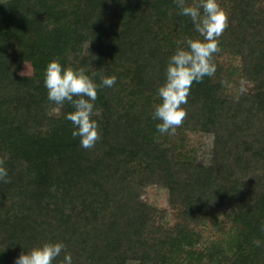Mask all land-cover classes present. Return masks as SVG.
Masks as SVG:
<instances>
[{"label": "trees", "instance_id": "16d2710c", "mask_svg": "<svg viewBox=\"0 0 264 264\" xmlns=\"http://www.w3.org/2000/svg\"><path fill=\"white\" fill-rule=\"evenodd\" d=\"M219 3L216 72L160 134L151 113L168 58L199 36L174 0H0V264L45 241H63L73 264H264V75L253 72L262 59L264 72V0ZM53 58L117 76L97 89L93 148L71 135L72 105L47 99ZM200 133L212 136L205 162L189 138ZM150 185L166 190L172 222L143 199Z\"/></svg>", "mask_w": 264, "mask_h": 264}, {"label": "clouds", "instance_id": "9594fccd", "mask_svg": "<svg viewBox=\"0 0 264 264\" xmlns=\"http://www.w3.org/2000/svg\"><path fill=\"white\" fill-rule=\"evenodd\" d=\"M174 2L180 14L190 18L199 36H186L168 58L165 78L156 90L160 102L154 105L151 113L160 134H174L182 124L186 116L182 105L188 102L193 82H201L205 76L215 74L216 65L212 58L219 51V37L228 20L219 0H196L194 4L187 3V0ZM97 75L99 83L94 79ZM43 76L47 99L57 105L65 101L72 105L73 110L66 112L64 117L73 125L71 135L79 137L82 148H93L100 138L98 121L92 118L97 89L113 87L117 76L95 72L89 75L83 68L62 65L58 58L47 63ZM7 180L8 170L0 162V181ZM261 228L264 230V225ZM62 252L59 264H73V257L63 241H45L34 245L22 251L13 264H54Z\"/></svg>", "mask_w": 264, "mask_h": 264}, {"label": "rangeland", "instance_id": "374dc122", "mask_svg": "<svg viewBox=\"0 0 264 264\" xmlns=\"http://www.w3.org/2000/svg\"><path fill=\"white\" fill-rule=\"evenodd\" d=\"M196 2V1H195ZM263 60V59H262ZM262 60L258 61L254 66L253 72L256 74H263V69L261 68ZM234 64L238 63V61L235 59L233 60ZM15 70L19 73H31V66L28 63H24L21 61H18L15 63ZM252 86H256V82H244L243 87L245 88H252ZM190 143L195 149L196 158L200 162H205L208 160L210 155V148L212 143V136L210 134H190ZM166 190L162 187H158L155 185H150L146 188L143 194V199L158 207L161 211L165 213L166 219L169 220V222H172L173 220V211L169 209L167 200H166ZM204 234L207 235L206 231ZM128 264H134V263H128Z\"/></svg>", "mask_w": 264, "mask_h": 264}]
</instances>
